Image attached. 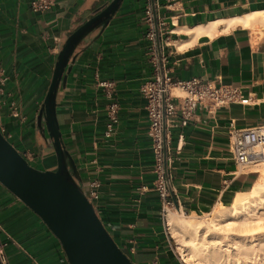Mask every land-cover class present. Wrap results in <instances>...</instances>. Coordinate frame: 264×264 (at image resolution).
<instances>
[{"label": "crops", "instance_id": "crops-1", "mask_svg": "<svg viewBox=\"0 0 264 264\" xmlns=\"http://www.w3.org/2000/svg\"><path fill=\"white\" fill-rule=\"evenodd\" d=\"M30 0H0V68L8 76L0 124L8 140L42 168L56 158L37 114L57 53L79 21L107 0H54L42 11ZM161 40L154 39L150 0H122L103 28L77 47L55 112L77 180L104 226L135 264H182L164 222L142 83L159 75L237 86L248 104L195 105L185 126L166 128V171L175 211L209 213L256 180L235 165L232 128L264 126V22L235 23L264 12V0H155ZM150 8L151 20L146 11ZM117 105L107 132V106ZM164 171V168H163ZM237 192V193H236ZM236 193V194H235ZM173 203V201H172ZM0 239L9 264H70L41 218L0 184Z\"/></svg>", "mask_w": 264, "mask_h": 264}, {"label": "water", "instance_id": "water-1", "mask_svg": "<svg viewBox=\"0 0 264 264\" xmlns=\"http://www.w3.org/2000/svg\"><path fill=\"white\" fill-rule=\"evenodd\" d=\"M122 0H107L67 36L57 53L51 81L36 120L46 130L56 157L54 168L38 169L5 137L0 127V184L37 214L58 238L70 264H135L110 235L79 185L72 156L65 148L59 125L54 119L56 94L66 83L77 47L96 28H103L115 14ZM155 45L161 52V40L155 0H150ZM160 80L163 69L159 61ZM165 117L163 116V168L166 171ZM173 204L177 207L175 197Z\"/></svg>", "mask_w": 264, "mask_h": 264}, {"label": "built area", "instance_id": "built-area-1", "mask_svg": "<svg viewBox=\"0 0 264 264\" xmlns=\"http://www.w3.org/2000/svg\"><path fill=\"white\" fill-rule=\"evenodd\" d=\"M53 1L30 0L29 4L32 10L42 11L48 9ZM146 13L151 20L150 8ZM148 36L154 39L153 30L148 33ZM7 81L8 76L0 68V109L3 105L8 104L4 96ZM173 88H176L181 94L173 93ZM140 91L145 99V110L149 121L148 135L155 159V188L166 210L173 206V203L169 198L163 171V116L165 117V129L176 125V116L180 119L179 124L185 126L193 114L195 105L220 107L231 103L248 104L249 98L244 96L237 86L214 84L196 77L172 81L165 74L163 75V83H161L160 76L156 75L145 80ZM8 105L9 109L15 113L17 110L15 103L10 101ZM116 113V103L110 102L107 106L108 129L106 135L110 134L111 127L116 122ZM1 129L3 131L2 127ZM229 140L230 152L235 165L238 167L247 166L248 163L258 160L263 155L259 148L264 145V126L232 128L229 132ZM23 156L27 161L31 158L29 153L23 154ZM5 245L6 243L0 239V264H9L4 251Z\"/></svg>", "mask_w": 264, "mask_h": 264}, {"label": "bare ground", "instance_id": "bare-ground-1", "mask_svg": "<svg viewBox=\"0 0 264 264\" xmlns=\"http://www.w3.org/2000/svg\"><path fill=\"white\" fill-rule=\"evenodd\" d=\"M258 20L264 22V12L237 18L234 22L249 25L252 21ZM54 119L57 121L56 112ZM259 150L263 152L260 158L264 160V147L261 146ZM56 157L57 153H55ZM256 162L255 160L248 164ZM261 166H263L262 171L264 172V162L261 163ZM262 175L261 180L254 184L247 193L239 192L235 195L230 205H220L213 210L212 217L206 223L180 220L169 214L168 221L171 226L179 228L187 236L177 244V249L186 264H226V262H229V257H239L241 254L244 255L242 260L245 262L247 260L246 257L248 258L255 251H261V249L257 251L256 247L264 241V232H262L264 231V173ZM249 214L252 217H249ZM258 228L263 229L260 232ZM257 229L259 233L253 232L257 231ZM228 231L232 233L230 235L218 233ZM248 232L253 233L247 235ZM248 238L250 240L246 241ZM255 238L258 240V244L254 243ZM234 245L236 246L235 248L233 247ZM231 246L235 249L234 254L233 252L231 253L229 248ZM249 260L250 257L247 261L249 262Z\"/></svg>", "mask_w": 264, "mask_h": 264}, {"label": "rangeland", "instance_id": "rangeland-1", "mask_svg": "<svg viewBox=\"0 0 264 264\" xmlns=\"http://www.w3.org/2000/svg\"><path fill=\"white\" fill-rule=\"evenodd\" d=\"M172 92L173 93H175V94H181V92H179L176 88H173L172 89ZM1 127H2V125H1ZM4 132V131H3ZM5 133V132H4ZM3 133V134H4ZM5 135V134H4ZM6 137V136H5ZM7 138V137H6ZM8 139V138H7ZM263 147H264V145H263ZM21 153V152H20ZM22 154V153H21ZM23 155V154H22ZM25 157V156H24ZM31 161L32 159H28V161ZM257 162L256 163H252V164H248L247 166H244V167H242L241 169L242 170H247V169H249V170H253V171H255V174H256V180L251 184V186L248 188V189H246L245 191H242V193L243 192H245V193H247L250 189H251V187H253V185L254 184H256L257 182H259L260 180H261V177L263 176L262 174L264 173L262 170H263V166H261V163H263L264 162V160H262L261 158H259L258 160H256ZM261 161V162H260ZM32 166H34V167H36V168H38V169H43L42 168V165H38L37 163H32ZM263 172V173H262ZM237 193V192H236ZM235 193V194H236ZM235 196V195H234ZM232 200H233V198H232ZM232 200L230 201V202H228V203H218L217 205H215L212 209H211V211L209 212V213H204V214H194V213H191V214H189V213H187V212H184V211H181L180 213H178V211H175V209L172 207V206H170L169 208H167L166 210H165V212H164V222H165V226H166V230H167V232H168V236L170 237V242H171V246H172V248H173V250H174V252H175V254L177 255V257H178V259L180 260V263H182V264H186L184 261H183V259H182V257H181V255H180V253H179V251H178V249H177V244L181 241V240H183V239H185L187 236L182 232V230H180L179 228H174V227H172L171 226V224L169 223V221H168V216H169V214H171L172 216H174L176 219H180V220H187V221H201V222H208L209 220H210V218L212 217V212H213V210H215V209H217L220 205H224V206H228V205H230L231 203H232ZM249 217H252V215L251 214H249ZM264 228V227H263ZM263 228H261V229H263ZM259 229V231L261 230L260 228H258ZM258 229H257V231H253V232H258L259 233V231H258ZM264 230V229H263ZM262 231V230H261ZM260 231V232H261ZM253 232H248L247 233V235H251V233H253ZM262 232H264V231H262ZM219 234H228V235H230L232 232H223V233H221V232H218ZM250 238V237H249ZM246 239V241H249L250 239ZM252 239H254V238H252ZM257 242V243H256ZM264 241H262V243H259V245H257V251H258V249H261V251L260 252H256L255 251V253H253V254H251L249 257H250V260H251V262H250V260H249V262L247 261L248 259H249V257L247 258L246 256V261L244 262L243 260H242V258L244 257V255L243 254H241L239 257H236V256H233V257H229V262H226V264H232V263H237V261H238V259H239V262L237 263V264H251V263H254V262H256L255 264H264V243H263ZM254 243L255 244H258V240H256V238H255V240H254ZM234 248L236 247L235 245L233 246ZM230 249H231V253L233 252V254L235 253L234 252V250L235 249H233L232 248V246L231 247H229ZM256 250V249H255ZM259 253V254H258ZM258 254V255H257ZM263 254V255H262ZM242 256V257H241ZM254 256V257H253ZM232 258V259H231ZM230 259H231V261H230ZM235 259V260H234ZM244 259V258H243ZM253 259V260H252ZM255 259V260H254ZM260 261H261V263H260ZM244 262V263H243ZM225 264V263H224Z\"/></svg>", "mask_w": 264, "mask_h": 264}]
</instances>
